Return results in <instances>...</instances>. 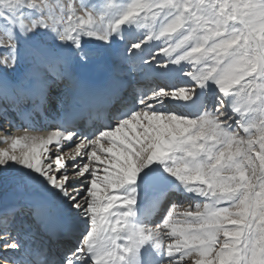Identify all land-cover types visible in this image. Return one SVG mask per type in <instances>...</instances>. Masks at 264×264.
I'll use <instances>...</instances> for the list:
<instances>
[{"label": "snow or ice", "instance_id": "6c2138e0", "mask_svg": "<svg viewBox=\"0 0 264 264\" xmlns=\"http://www.w3.org/2000/svg\"><path fill=\"white\" fill-rule=\"evenodd\" d=\"M0 136V264H264V0H0Z\"/></svg>", "mask_w": 264, "mask_h": 264}, {"label": "bare ground", "instance_id": "6f19581e", "mask_svg": "<svg viewBox=\"0 0 264 264\" xmlns=\"http://www.w3.org/2000/svg\"><path fill=\"white\" fill-rule=\"evenodd\" d=\"M49 130V129H46L45 131H38L36 133H34L35 135H44L46 134V131ZM24 133L23 132H16V131H13L12 132V135H23ZM6 138L3 137V136H0V149H3L4 147H7L8 145L4 143V140ZM23 146V142L21 143L20 146H18V149L17 150H20V148ZM70 149H65V151H69ZM186 202V203H185ZM181 203H183V206L184 207H187L188 206V201H181ZM156 211L157 209H152L151 211H149L147 214H145V217L150 213L153 217L151 220H153L156 216Z\"/></svg>", "mask_w": 264, "mask_h": 264}, {"label": "rangeland", "instance_id": "374dc122", "mask_svg": "<svg viewBox=\"0 0 264 264\" xmlns=\"http://www.w3.org/2000/svg\"><path fill=\"white\" fill-rule=\"evenodd\" d=\"M186 203V202H185ZM183 204V203H182Z\"/></svg>", "mask_w": 264, "mask_h": 264}]
</instances>
